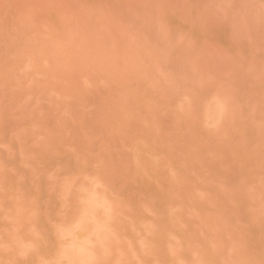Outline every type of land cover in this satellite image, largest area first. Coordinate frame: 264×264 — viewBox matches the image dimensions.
I'll use <instances>...</instances> for the list:
<instances>
[{"label": "rangeland", "instance_id": "374dc122", "mask_svg": "<svg viewBox=\"0 0 264 264\" xmlns=\"http://www.w3.org/2000/svg\"><path fill=\"white\" fill-rule=\"evenodd\" d=\"M0 264H264V0H0Z\"/></svg>", "mask_w": 264, "mask_h": 264}]
</instances>
